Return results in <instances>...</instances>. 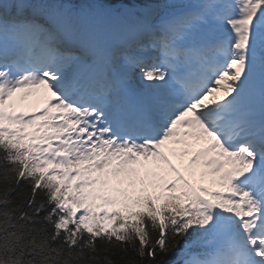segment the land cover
<instances>
[{"label": "snow or ice", "instance_id": "obj_1", "mask_svg": "<svg viewBox=\"0 0 264 264\" xmlns=\"http://www.w3.org/2000/svg\"><path fill=\"white\" fill-rule=\"evenodd\" d=\"M0 264H264V0H0Z\"/></svg>", "mask_w": 264, "mask_h": 264}, {"label": "rangeland", "instance_id": "obj_2", "mask_svg": "<svg viewBox=\"0 0 264 264\" xmlns=\"http://www.w3.org/2000/svg\"><path fill=\"white\" fill-rule=\"evenodd\" d=\"M139 71H140V70H139ZM140 77H141V73H137V74H136V78L139 79ZM33 99H34V98H33ZM174 162H178V161H176V160L174 159Z\"/></svg>", "mask_w": 264, "mask_h": 264}, {"label": "bare ground", "instance_id": "obj_3", "mask_svg": "<svg viewBox=\"0 0 264 264\" xmlns=\"http://www.w3.org/2000/svg\"><path fill=\"white\" fill-rule=\"evenodd\" d=\"M137 73H140L139 69L136 70L135 76H136Z\"/></svg>", "mask_w": 264, "mask_h": 264}, {"label": "trees", "instance_id": "obj_4", "mask_svg": "<svg viewBox=\"0 0 264 264\" xmlns=\"http://www.w3.org/2000/svg\"><path fill=\"white\" fill-rule=\"evenodd\" d=\"M175 258V255H173V256H171V257H169V259H174Z\"/></svg>", "mask_w": 264, "mask_h": 264}]
</instances>
